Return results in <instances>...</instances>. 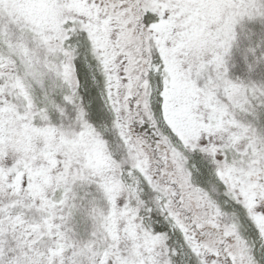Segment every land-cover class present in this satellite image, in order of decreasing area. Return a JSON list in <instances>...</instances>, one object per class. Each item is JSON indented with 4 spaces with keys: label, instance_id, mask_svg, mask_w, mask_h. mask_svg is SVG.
<instances>
[{
    "label": "snow or ice",
    "instance_id": "obj_1",
    "mask_svg": "<svg viewBox=\"0 0 264 264\" xmlns=\"http://www.w3.org/2000/svg\"><path fill=\"white\" fill-rule=\"evenodd\" d=\"M0 264H264V0H0Z\"/></svg>",
    "mask_w": 264,
    "mask_h": 264
}]
</instances>
